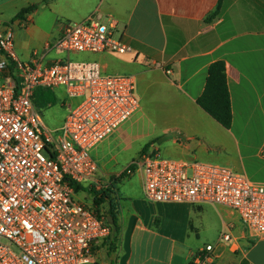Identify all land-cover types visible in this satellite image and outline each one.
Listing matches in <instances>:
<instances>
[{
    "label": "crops",
    "instance_id": "obj_1",
    "mask_svg": "<svg viewBox=\"0 0 264 264\" xmlns=\"http://www.w3.org/2000/svg\"><path fill=\"white\" fill-rule=\"evenodd\" d=\"M219 1L0 0V22L14 24L15 50L24 62L36 58L50 66L70 60L75 52L54 47L64 25L95 16L104 24L114 21L115 37L132 47L123 55L84 53L104 74L135 76L140 97V109L92 149L97 182L79 185L75 194L112 229L94 246L91 264H190L208 245L214 247L211 264H264V237H252L234 211L206 203L151 202L135 164L145 154H158L225 166L264 185V0H223L211 18ZM34 4L39 5L34 13L18 16ZM219 61L226 65L231 95L230 129L197 103L210 66ZM79 101L65 87L36 89L34 105L56 143ZM151 111L169 126L163 133L152 121L138 125ZM170 140L171 146L165 143ZM224 234L231 243L222 240Z\"/></svg>",
    "mask_w": 264,
    "mask_h": 264
},
{
    "label": "built area",
    "instance_id": "obj_2",
    "mask_svg": "<svg viewBox=\"0 0 264 264\" xmlns=\"http://www.w3.org/2000/svg\"><path fill=\"white\" fill-rule=\"evenodd\" d=\"M116 28L100 16L69 22L54 47L68 53L132 52L115 37ZM14 42V24L0 22V264H91L94 246L112 229L105 216L76 199L74 186L97 182L92 149L140 109L137 79L108 76L90 61L24 62ZM41 87H65L80 99L57 143L33 102ZM135 164L149 201L226 207L252 237H264V185L225 166L158 154H145ZM222 240L232 242L229 234ZM213 251L208 245L194 264H211Z\"/></svg>",
    "mask_w": 264,
    "mask_h": 264
},
{
    "label": "trees",
    "instance_id": "obj_3",
    "mask_svg": "<svg viewBox=\"0 0 264 264\" xmlns=\"http://www.w3.org/2000/svg\"><path fill=\"white\" fill-rule=\"evenodd\" d=\"M47 2L48 0H43ZM223 0L219 1L217 10L211 15L214 17L221 8ZM38 4L24 8L19 13V17L34 13L38 9ZM210 18V17H209ZM198 105L220 123L224 128L230 129L233 122L231 105V95L228 88L226 65L224 62H215L209 68V73L202 96L198 99ZM75 191L80 190L79 185L74 186ZM98 204V203H97ZM190 264H194L193 262Z\"/></svg>",
    "mask_w": 264,
    "mask_h": 264
},
{
    "label": "rangeland",
    "instance_id": "obj_4",
    "mask_svg": "<svg viewBox=\"0 0 264 264\" xmlns=\"http://www.w3.org/2000/svg\"><path fill=\"white\" fill-rule=\"evenodd\" d=\"M89 54H84V53H72L71 55H70V60L71 61H75V62H77V61H90L91 59H89L88 57H86V56H88ZM106 75H108V76H114V75H111V74H106ZM116 75V74H115ZM61 100V99H60ZM142 102V104L143 105H148V99H145V100H142L141 101ZM59 105V104H58ZM58 111L59 112H61V113H64V108H62L60 105L58 106ZM50 110H47V109H45L44 110V114L46 115V116H49V114H50ZM149 117V116H148ZM149 118H150V120H149ZM149 118H141V119H139L138 120V125H140V126H142L143 124H145V125H149V123L148 122H154L153 124L155 125L154 126V128H155V131L157 132V133H163L169 126L167 125V123H166V121L165 120H163V122H161L160 120H159V117H158V114L156 113H154V111H151V114H150V117ZM165 143L167 144V145H169V146H171L172 145V142H171V140L169 141V142H167V141H165ZM115 145H117V142H113L112 144H111V146H115ZM135 158H138V156L137 157H135ZM79 197L80 198H84V194H80L79 195Z\"/></svg>",
    "mask_w": 264,
    "mask_h": 264
}]
</instances>
